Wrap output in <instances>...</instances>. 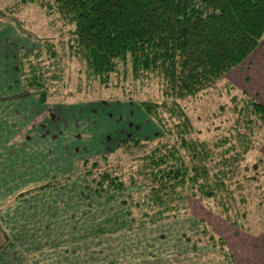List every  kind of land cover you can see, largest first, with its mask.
<instances>
[{"label": "trees", "instance_id": "16d2710c", "mask_svg": "<svg viewBox=\"0 0 264 264\" xmlns=\"http://www.w3.org/2000/svg\"><path fill=\"white\" fill-rule=\"evenodd\" d=\"M19 3L38 6L52 26L58 17L72 27L68 53L62 42L49 39L35 50H19L15 71L23 96L41 104L71 97L67 80L76 61L98 89L112 87L114 75L121 74L123 82L131 79L133 88L126 91V102H137L160 128L155 138H123L112 152L80 164L96 199L145 187L121 202L129 207V231L188 216L192 199L206 215H218L237 233L254 240L264 235V157L248 156L264 142V105L241 92L231 99V125L205 140L195 135L179 103L213 87L258 48L264 38V0ZM13 9H0V21ZM147 81L157 83L161 101L146 92L138 94ZM226 86L231 89L229 83ZM68 180L49 182L18 197ZM196 220L200 236L183 234L184 240L204 243L216 252L220 264H235L227 242L214 234L206 219ZM2 243L0 239V249Z\"/></svg>", "mask_w": 264, "mask_h": 264}, {"label": "rangeland", "instance_id": "374dc122", "mask_svg": "<svg viewBox=\"0 0 264 264\" xmlns=\"http://www.w3.org/2000/svg\"><path fill=\"white\" fill-rule=\"evenodd\" d=\"M7 7L14 8V11L4 14L0 21V69L3 68L5 72L2 78L10 76L13 72L20 49L35 50L40 47V42L44 39L62 42L64 51L68 53L67 44L71 41V26L63 25L58 17H54L52 26L43 10L35 4H21L19 0H0V9ZM83 70L84 66L72 61L68 74L70 79L67 80V92L70 91L72 96L55 99L60 101L56 103L59 108L66 107L67 102H72L69 110L73 116V119L69 116L62 119L66 135L62 142L56 144L57 147H60V144L68 147L72 145L81 151L85 149L87 154L96 157L112 152L116 143L123 138L150 140L161 133L157 123L144 113L137 102H126V91L133 88L131 79L123 82L121 74L114 75L111 78V83H114L112 87L105 86L98 89L94 81L91 82L86 78ZM14 76H17V80L18 75L15 73ZM227 83L231 85V89L227 88ZM141 88L138 90L140 96H144L146 92V95L161 101L156 82L147 81ZM243 91L253 98L259 92L260 98L264 99V64L255 63L250 67L245 60L240 66L223 75L213 87L195 98L179 103L186 109L195 135L207 140L214 138L215 135H221V132L231 125V99L239 96ZM18 101L21 100H16ZM47 105L51 108L49 104ZM21 106L19 104V108ZM45 106L38 105L33 111L42 113ZM21 123L16 119V130L20 129ZM16 140L17 146L20 145L21 140L25 141L23 137H18ZM52 155L58 156V152L52 150ZM258 155L264 157V142L248 154L251 157ZM5 156L6 150L2 147L0 148V163L3 168L0 170V215L5 212L2 211L4 208L1 206L7 198L32 185L30 178H34L33 176L26 178V170L14 171L13 175L10 173L8 175V168L11 170V165L4 168ZM26 162L23 157L15 159V163ZM64 171L71 173L72 170L65 168ZM144 189V186L128 188L115 193L116 195L108 200H97V202L91 197L87 183L80 179L79 196L72 200L70 207L73 221L66 222L65 219L69 220L70 215L62 204L60 208L64 219L57 224L54 222L50 224L49 220L46 221L47 216L43 214L41 217L39 215L41 220L33 228L22 223L17 227L10 226L9 238L2 243L3 247L0 249V264H220L216 252L204 243L184 240L183 234L193 238L200 236L196 218L206 219L214 234L227 242L229 249L235 255V264H252L249 255L261 254L260 250L252 248L250 243L254 242L253 238L237 233L214 213L206 215L205 209L192 199H189L190 214L186 217L125 232V227L128 228L130 223L126 219V226L123 224L124 210L127 211L129 207L118 204L129 195ZM42 199L20 203L19 211L43 209ZM64 199L66 200L65 197ZM3 224L2 227H5ZM55 226L62 231V245L51 248L48 244L49 240H53L52 230ZM22 230L29 231V238L27 236L24 238ZM38 230L41 234L39 239ZM250 247L252 250L248 251ZM53 251L56 255H53ZM56 256L58 258L55 260Z\"/></svg>", "mask_w": 264, "mask_h": 264}, {"label": "crops", "instance_id": "0c3cea01", "mask_svg": "<svg viewBox=\"0 0 264 264\" xmlns=\"http://www.w3.org/2000/svg\"><path fill=\"white\" fill-rule=\"evenodd\" d=\"M247 61L250 67L255 63L264 64V38L260 42L258 48L249 56ZM16 65L17 62L13 66V72L6 78H2L3 73L5 72L3 68L0 69V148L4 147L6 150L4 168L11 165V170H9L8 168V175L9 173L10 175H13L14 171L22 172L23 170H26V178H30L31 176H33L34 178H30V180H32L30 181L32 182V185H29L25 190L15 193L11 197H8L7 201L1 206L4 208L2 209V211L5 210V212H2L0 215V229L2 234H4L0 238L2 242H5L9 238L8 231L10 226L14 225V227H17L19 223H22L28 225L29 228H33L38 222H40V217L43 214L47 216L46 221L49 220L50 224L52 222L56 224L61 222L62 219H64L62 218L63 214L60 208L62 204L64 209L69 211V215L70 213H73L71 212L70 207L72 204V200L76 199L79 196L78 183H80V179H83L87 183L91 197L95 201H105L116 195L114 193L110 196H106V198L104 197V199L101 198L102 200L96 199L93 194L92 186L89 183L88 179L83 175L80 165L83 160L91 158L93 156L87 154V151H85V149H82L83 151H81V149L78 150V148H75L72 145L70 147L63 144H60V147H57L56 145L58 142H62L66 135L65 129L63 128L64 122L62 119H65L66 116H69L73 119L72 112L71 110H69V106L72 104V102H61L65 103L67 105L66 107L68 108L63 106L59 108L56 103H60V101L53 100L49 103L41 104L34 97L23 96V88L19 80L20 76L15 71ZM14 72L18 75L17 80V76H14ZM255 90L257 91V89ZM254 98L261 104H264V99L260 98L259 92L258 94H255ZM16 100L21 101L16 102ZM36 103L38 105H46L45 108L42 109V113L33 111V109L38 106ZM19 104L22 105L20 108ZM47 104H49L51 108H48ZM19 109H22V111ZM27 110H30L32 112H24ZM26 115L27 117H24ZM16 119H18L19 123L22 122L21 127L18 130H16ZM23 122L25 123L23 124ZM86 122H88V120H86ZM34 129L36 131H31ZM18 137H23L25 139V141L21 140L19 146L16 145V138ZM52 150L57 151L58 156L52 155ZM80 151L83 153H81ZM18 157H23L27 160V162L15 163V159ZM73 165H75V170H73ZM65 168L68 170L71 169V173H69V171H64ZM2 169L3 168L0 163V170ZM62 180L68 181L53 189L30 194L21 198L18 197L25 191L34 189L52 181ZM24 181L26 182V180ZM62 194H64L63 197H61ZM64 197L66 198V200L64 199ZM38 198H43L42 200H44L43 209L40 210L32 208L30 210L25 209L19 211L18 205L20 203L29 201L32 202ZM121 202H119L118 206H123L121 205ZM124 211L123 224L124 226H126V219L128 221L129 219L126 216L127 211ZM33 216L37 217L33 218ZM72 217L73 216L70 215L69 220L65 219L66 222L71 223L73 221ZM1 224H3L5 227H2ZM45 224L49 226L48 223ZM130 226L128 228L125 227V232L129 231ZM22 231L24 232V238H26V236L29 238V231ZM33 231L36 232V230ZM61 232V229L55 226V228L52 230L53 240H49L48 246H50L51 248H55L56 246L62 245ZM40 237L41 234L38 230V239ZM250 244L253 249L257 248L261 252L260 255H249V258L252 260V264H264V235L257 240L255 239L254 242L252 241V243ZM252 248H248V251L252 250ZM53 255H56L54 254V251ZM57 258L58 256L55 257V260Z\"/></svg>", "mask_w": 264, "mask_h": 264}]
</instances>
